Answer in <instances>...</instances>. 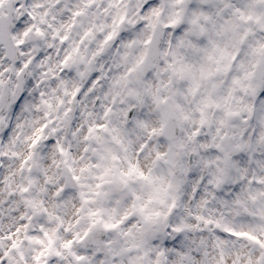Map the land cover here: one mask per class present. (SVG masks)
Masks as SVG:
<instances>
[{
  "label": "snow or ice",
  "instance_id": "obj_1",
  "mask_svg": "<svg viewBox=\"0 0 264 264\" xmlns=\"http://www.w3.org/2000/svg\"><path fill=\"white\" fill-rule=\"evenodd\" d=\"M0 264H264V0H0Z\"/></svg>",
  "mask_w": 264,
  "mask_h": 264
}]
</instances>
